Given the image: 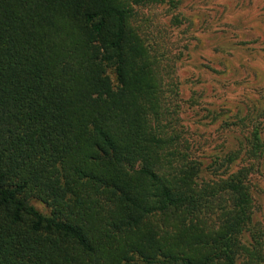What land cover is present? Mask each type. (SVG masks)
Instances as JSON below:
<instances>
[{
    "label": "trees",
    "instance_id": "obj_1",
    "mask_svg": "<svg viewBox=\"0 0 264 264\" xmlns=\"http://www.w3.org/2000/svg\"><path fill=\"white\" fill-rule=\"evenodd\" d=\"M156 1L0 0V264H264L245 175L178 129Z\"/></svg>",
    "mask_w": 264,
    "mask_h": 264
},
{
    "label": "rangeland",
    "instance_id": "obj_2",
    "mask_svg": "<svg viewBox=\"0 0 264 264\" xmlns=\"http://www.w3.org/2000/svg\"><path fill=\"white\" fill-rule=\"evenodd\" d=\"M149 8L144 33L159 22L175 43L178 129L203 166L231 158L233 172H243L253 199L244 236L261 234L264 243V0H157Z\"/></svg>",
    "mask_w": 264,
    "mask_h": 264
}]
</instances>
